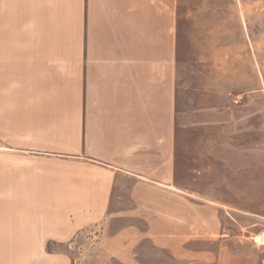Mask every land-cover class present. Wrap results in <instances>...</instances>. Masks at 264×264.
Returning <instances> with one entry per match:
<instances>
[{
  "label": "crops",
  "instance_id": "crops-1",
  "mask_svg": "<svg viewBox=\"0 0 264 264\" xmlns=\"http://www.w3.org/2000/svg\"><path fill=\"white\" fill-rule=\"evenodd\" d=\"M180 6L0 0V264H75L99 236L89 246L137 263L178 191ZM130 217L147 219L143 235L104 239Z\"/></svg>",
  "mask_w": 264,
  "mask_h": 264
},
{
  "label": "rangeland",
  "instance_id": "rangeland-1",
  "mask_svg": "<svg viewBox=\"0 0 264 264\" xmlns=\"http://www.w3.org/2000/svg\"><path fill=\"white\" fill-rule=\"evenodd\" d=\"M179 14L178 191L165 194V217L133 249L135 264H264L251 239L264 231V0H181ZM103 226L104 239L124 226L143 235L148 221ZM99 240L76 248L75 264L83 255V264H121L89 246Z\"/></svg>",
  "mask_w": 264,
  "mask_h": 264
},
{
  "label": "built area",
  "instance_id": "built-area-1",
  "mask_svg": "<svg viewBox=\"0 0 264 264\" xmlns=\"http://www.w3.org/2000/svg\"><path fill=\"white\" fill-rule=\"evenodd\" d=\"M240 99H241V96L237 98L236 102H238ZM251 239H252V243L254 246L264 250V231L256 236L251 237Z\"/></svg>",
  "mask_w": 264,
  "mask_h": 264
}]
</instances>
